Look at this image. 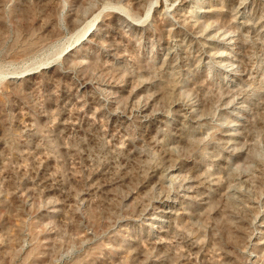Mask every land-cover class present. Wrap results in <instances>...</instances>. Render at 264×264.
Returning a JSON list of instances; mask_svg holds the SVG:
<instances>
[{
    "label": "rangeland",
    "instance_id": "obj_1",
    "mask_svg": "<svg viewBox=\"0 0 264 264\" xmlns=\"http://www.w3.org/2000/svg\"><path fill=\"white\" fill-rule=\"evenodd\" d=\"M0 264H264V0H0Z\"/></svg>",
    "mask_w": 264,
    "mask_h": 264
},
{
    "label": "bare ground",
    "instance_id": "obj_2",
    "mask_svg": "<svg viewBox=\"0 0 264 264\" xmlns=\"http://www.w3.org/2000/svg\"><path fill=\"white\" fill-rule=\"evenodd\" d=\"M169 175H170V180H172L174 178L173 173H170ZM181 187H183V186H181ZM165 203H166V201L164 200V201H161L158 205H160L161 206L160 208L162 209L163 206L166 205ZM166 213H168V212H166ZM150 218L151 219L149 221H151V220H157V218H159L160 220H163V221L166 220V219H168L167 218V215H162V216L161 215H152ZM153 224H155V223H153Z\"/></svg>",
    "mask_w": 264,
    "mask_h": 264
}]
</instances>
